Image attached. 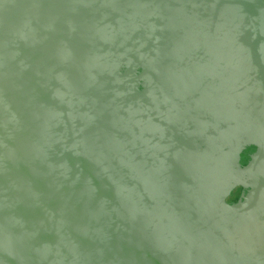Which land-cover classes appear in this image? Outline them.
<instances>
[{
    "label": "water",
    "instance_id": "1",
    "mask_svg": "<svg viewBox=\"0 0 264 264\" xmlns=\"http://www.w3.org/2000/svg\"><path fill=\"white\" fill-rule=\"evenodd\" d=\"M0 264H264V0H0Z\"/></svg>",
    "mask_w": 264,
    "mask_h": 264
}]
</instances>
